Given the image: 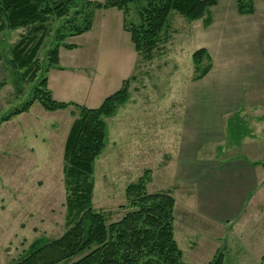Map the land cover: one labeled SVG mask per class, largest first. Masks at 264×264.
Wrapping results in <instances>:
<instances>
[{
  "label": "rangeland",
  "instance_id": "374dc122",
  "mask_svg": "<svg viewBox=\"0 0 264 264\" xmlns=\"http://www.w3.org/2000/svg\"><path fill=\"white\" fill-rule=\"evenodd\" d=\"M135 11V8H132L129 20L131 23L137 24L140 20ZM123 25L122 12L116 9L97 11L92 30L89 33L79 37H69L65 41L66 44L77 48L67 50L61 47L60 62L66 70L65 73L56 72L74 84L73 88L79 97L86 92V79L82 77V74H87L90 79H96L94 84L97 87H94V90L100 93L104 91L102 96L116 93L118 91L117 82L127 73L129 75L135 71L136 76H139L137 85L138 89H141L140 92L137 94L131 90L132 99L120 109L117 117L106 120L109 133L108 142L104 152L95 163L93 204L95 210L107 215L109 222L119 221L126 214V210L122 209V206L126 205V188L137 182L147 170L152 172V182L147 186L149 193L172 191L174 182L172 172L177 170L179 164L175 160L182 153L177 140L179 136L183 137V131L174 125L169 126L171 136L169 138L171 156L169 157H173V160L168 169L164 168L163 158L160 156V152L156 151V146L147 144V140H149L150 133L157 131L155 128H150L151 124L160 120L162 115L154 104L160 103L171 90L192 88L189 82L190 78L194 76L193 54L196 51L187 30L191 23L178 13H172L169 18L170 31L169 34H166L171 41H169V45L165 46L164 56L156 57L152 68L142 66V57L135 51L130 35L124 31ZM0 34V47L8 50L18 40L21 30L6 31ZM56 45L54 34H51L40 51V58L44 60L47 53ZM156 54L159 55V53ZM59 66L61 67V63ZM136 66L137 68L140 66L139 69H144V71H140ZM131 67H135L134 71L131 70ZM174 68L178 70L174 72ZM126 78L128 77L126 76ZM4 83L2 87L4 109L0 114V119L16 108H20L24 103L31 101L34 97L35 86H38L40 80L33 84H27L20 97H18L10 78H7ZM140 84H144L147 90L142 89ZM222 84L223 86L217 85L216 87H205L203 84H198L196 87L205 90L214 88L245 91L253 86L251 81L245 79L243 73L235 75ZM145 95L149 97V103L143 100ZM96 99V96H92L91 93L90 105H98L100 102L97 103ZM98 99H100L99 95ZM134 102L136 105L133 106ZM164 102L165 100L158 105H162ZM182 105V103L175 104L171 108V114L167 116L171 122L176 121L182 125L183 121L188 122L190 116L198 115V113L187 112L186 107ZM33 106L36 115L40 110L45 111L38 102ZM249 106L250 104L246 102L241 110L233 112L222 120L224 142H218L216 147L214 145L212 147L210 144L207 152L212 149V153L205 155L202 153L199 158L204 161L212 156L218 163H234L243 160L258 162L262 164L255 171L259 187L253 193V198L250 196L249 203L247 202L242 214L236 216L229 225L226 224L225 228L208 233L207 237L200 232L196 233L191 240L197 246H194L191 251L184 247L183 238L186 230L185 226L181 224L182 222L178 220L175 237L182 247L183 262L186 264H210L218 253L224 255L225 264H264V106H259L257 109H249ZM151 109H153L152 113L155 115V119L151 114ZM70 111H74V109H70ZM70 111L66 110L71 115ZM68 118L67 113H63L46 120L42 119L45 120L43 125L46 127L44 129L34 127L30 122V127L22 130L25 136H29L28 139H20L21 143H17V146L23 149L30 145V137L34 139L35 133L40 131L41 135L45 134L46 136L53 131L52 126L56 125V135L58 134V136L53 140L52 147L63 149L71 129ZM176 130H178L177 135ZM221 131V129L217 130L218 136L215 138L221 139ZM249 131L258 135V138L253 141L248 137L241 144H237ZM1 137L6 140L0 141L1 146L7 142L5 146L8 150L7 154H4L1 146L0 151L3 152L4 163L7 167L9 166L7 172L10 176L15 172V165L18 161L13 151V145L10 144L9 136ZM53 137L55 136L53 135ZM117 143H126L127 147L123 157L127 158H130L129 149L132 146L139 147L142 154L134 157L132 167H130V159L122 158L121 162H115V151L119 149V145L115 146ZM152 147L153 149H151ZM159 147V151L162 150L161 144ZM233 148L236 153L228 156ZM250 149H255L257 154L254 156L247 154V150ZM35 157L40 156L35 155ZM63 167L64 160L61 156L58 163L56 162L55 168L49 172L44 170L41 172V175L44 176L32 178L30 177L32 175L27 174L26 176H29L27 178L16 177L14 179L9 176L0 178L3 184L10 179L14 183L4 185L6 193L0 202V264H11L18 261L28 255L31 245L36 240L58 239L68 229ZM17 172L21 175L25 173ZM2 194L4 191L2 192L0 189V195Z\"/></svg>",
  "mask_w": 264,
  "mask_h": 264
},
{
  "label": "trees",
  "instance_id": "16d2710c",
  "mask_svg": "<svg viewBox=\"0 0 264 264\" xmlns=\"http://www.w3.org/2000/svg\"><path fill=\"white\" fill-rule=\"evenodd\" d=\"M217 5L218 0H0V33L21 30L8 50H0L7 78L12 80L18 97L27 84L40 80L32 100L3 116L0 125L27 113L36 102L50 113L74 109L70 111L74 123L63 167L68 229L58 239L36 240L28 255L11 264H186L175 237V198L169 191L148 192L150 170L126 188V205L122 206L126 214L122 219L109 222L104 212L94 208L95 163L109 138L106 120L114 118L128 103L135 76L124 81L100 107L89 109L55 100L48 88V73L60 69L61 47L77 48L65 43L69 37L92 30L97 11L122 12L123 29L135 51L143 61H154L163 56L170 41L166 34L172 13L189 22L204 19L208 25L210 11ZM132 8L140 20L137 24L129 20ZM237 8L240 15L255 13L253 0H239ZM51 34L57 45L42 60L40 51ZM193 64L194 81L202 80L212 68L207 50L196 51ZM210 264H225L224 255L218 253Z\"/></svg>",
  "mask_w": 264,
  "mask_h": 264
},
{
  "label": "crops",
  "instance_id": "0c3cea01",
  "mask_svg": "<svg viewBox=\"0 0 264 264\" xmlns=\"http://www.w3.org/2000/svg\"><path fill=\"white\" fill-rule=\"evenodd\" d=\"M91 1L102 2L104 0ZM238 1L239 0H218V5L210 11V23L208 25L203 19L190 22L191 25L188 26L189 28L186 26L188 35L191 37L196 51L201 49L207 50L211 59L212 68L202 80L194 81V67V76L190 78L191 81L189 82L192 88L171 90L167 93L165 98L162 99L161 102L165 100L162 105H158L161 102L154 104L158 108V112L161 111L160 113L162 115L160 120L154 121L151 124L150 128H155L157 131L155 133H150L149 140H147V144L156 146V151L160 152V156L163 158L162 164L164 168L168 169L173 160V157H169L171 156L169 152V138H171L169 126L174 125V127L178 129L181 128L183 131V137L180 138L179 136L177 140L182 153L177 160H175L179 164L177 165V170L172 172L174 181L172 186L173 189L169 192L176 201L175 233L179 220V222L181 221V224L185 226L186 230L185 237L183 238L184 247L190 251L194 249V246H197V244L191 240L196 233L200 232L207 237L208 233L216 231L219 228L220 230L225 228L226 224L229 225L236 216L242 214L250 196L252 197L253 193L259 187V181H257L255 171L262 164L258 162L243 160L234 163H218L212 156L204 161L199 158L202 153L204 155L212 153V149L207 152L210 144H212V147L213 145L216 147L218 142H224V123L222 120L228 115L241 110L243 104L246 102L250 104L249 109H257L259 106H264V0H253L255 4V13L252 15H240L237 8ZM169 44V42L166 43V45ZM60 57H62L61 53ZM82 62H84V59H82ZM142 62V66H149V68L153 66V61H143L142 59ZM60 63V69L55 68L48 73V88L55 100L59 102L75 103L89 109H96L101 106L107 97L111 96H102L104 91H101V93L96 92L94 90V87H97L94 84L96 79H90L87 74H82V77L86 79V92L79 97L76 95V91L73 88L74 84L63 78L62 74H57L65 73L66 70L62 67V62ZM139 67L137 68L136 66L137 69H139ZM134 69L135 67H131V70L134 71ZM139 70L144 71V69L142 70L141 68ZM176 70L178 69L174 68V72ZM53 71H55V73H53ZM239 73H243L245 79L251 81L253 86L245 91L239 89L225 90L214 88L205 90L196 87L198 84H203L205 87L223 86L222 83L224 81L227 82ZM127 74L117 82L118 90H120L124 81L135 76L136 80L132 83L131 90H134V92L138 94L141 90L138 89L137 85V83H139V76H136L135 71L132 74ZM126 76L128 78H126ZM6 79L7 73L0 59V114L4 109L2 84H4ZM140 85L142 89L147 90L144 84ZM131 90L129 101L132 99ZM91 93L92 96H96L97 103L100 102L98 105H90ZM98 95L100 99H98ZM143 100H146L148 103L150 102L147 95H145ZM180 103L183 104L182 106L186 107L185 109L187 112L198 113V115L190 116L188 122L183 121L182 125L176 123V121L171 122L167 117L171 114V108H173L175 104ZM134 105H136L135 102L133 103V106ZM33 108L34 106L28 113L22 114L0 125V141H6L3 140L1 136H9L10 144L13 145V151L18 161L15 165V172L9 176L7 172L9 166L7 167L3 159V152H5L4 154L8 152L5 147L7 142L4 146H1L0 143L3 149V152L0 151V178H6L7 176L14 179L16 177L27 178L29 177L26 176L27 174L32 175L30 176L32 178L44 176L41 175L43 170L49 172L51 169L55 168L56 162L58 163L61 156L64 160L66 143H64L63 149H55L54 146L52 147L53 140L57 139L58 136V134L56 135V125H50L53 131L48 135L46 134V136L45 134L41 135L38 129L39 132L37 134L35 133L34 139L30 137V145L25 146L23 149L17 146V143H21V140L28 139L29 136H25L22 130L23 128L30 127V122H32L34 127L44 129L46 126L44 127L43 124L46 119L54 117L55 115L67 113L72 129L74 119L68 112L59 111L50 113L40 110L36 115ZM152 112L153 109H151V114L155 119V115ZM117 115L115 117H117ZM217 122L218 125H216ZM116 123L118 125V121ZM117 125L116 128H118ZM165 129L166 131H164ZM214 129L216 130L213 131ZM220 129L222 130V137L221 139H217L215 138L218 136L217 130L219 131ZM177 134L178 130H176V135ZM53 135L55 137H53ZM257 136L249 131V133H247L244 138L242 137L237 144H241L248 137L255 141L256 138H258ZM68 137H66V142ZM159 144L162 145V150L160 151ZM118 145L119 149L115 151V162H121L123 159H130V167H132L134 157H138L142 154L138 149L139 147H135L136 145L134 147L132 146L129 149L130 158H127L123 157V153H125L127 147L125 146L126 143H117L115 146ZM151 149H153V147ZM234 153H236V150L233 148L228 156L231 154L234 155ZM247 154L254 156L257 153L255 149H250L247 150ZM35 155L40 157H35ZM17 171H23L25 173L21 175ZM6 183L14 184L12 183V179L6 180L5 184ZM2 184L3 183L0 181V189L2 192L4 191V194L0 195V202L3 200L6 193L4 189L5 184H3V187ZM180 249L183 253L182 247H180Z\"/></svg>",
  "mask_w": 264,
  "mask_h": 264
}]
</instances>
